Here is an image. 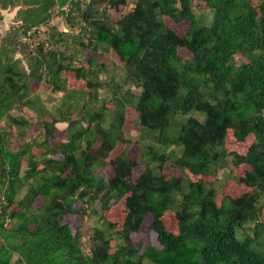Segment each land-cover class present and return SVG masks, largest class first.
<instances>
[{
	"label": "trees",
	"instance_id": "1",
	"mask_svg": "<svg viewBox=\"0 0 264 264\" xmlns=\"http://www.w3.org/2000/svg\"><path fill=\"white\" fill-rule=\"evenodd\" d=\"M79 1L25 0L29 7L18 13L23 35L49 22L54 6L60 11L71 6L80 11L83 28L92 37L74 41L90 53L86 68H76L58 48L45 49L41 42L34 50L26 44L21 50L20 31L5 34L0 42V119L28 126L26 118L9 112L26 107L39 114L27 97L30 80L62 92L66 71L85 81L88 92L83 95L91 102V91L100 87L93 79L100 47L117 55L126 82L139 92L119 94L121 88L115 85L117 109L110 119L101 107L71 120L78 110L74 101L59 118L42 122L43 141L30 140L14 152L0 133V186L5 187L0 198V264H11L14 254L21 264H264V243L259 250L258 242L264 238V224L258 222L264 198V0L256 5L251 0H202L212 14L208 24L195 15L191 0H135L114 27L108 25L104 9L117 10L127 0H89L83 9ZM164 18L184 23V32L177 33ZM180 48L190 58L181 57ZM236 55L245 61L236 64ZM126 105L138 114L150 143L140 146L135 158L124 151L110 158L118 142L130 144L122 133ZM62 122L67 138L55 140V125ZM229 131L238 143L253 139L244 155L233 158L234 166H248L238 181L251 191L237 198L225 196L218 205L214 188L184 173L208 175L221 165L229 155ZM33 148L40 150L38 155ZM167 163L181 176L165 174ZM105 165L113 172L109 178L95 171ZM140 165L142 172L130 180ZM37 198L42 202L35 208ZM122 200L125 218L117 232L121 243L111 252L115 225L103 213L111 202ZM95 202L100 203L101 222L89 237L86 255L79 233L64 219L85 213L76 203L89 207ZM167 212L174 215L176 233L163 224ZM148 215L159 247L141 252L130 234L141 230ZM250 224L252 238L244 228Z\"/></svg>",
	"mask_w": 264,
	"mask_h": 264
},
{
	"label": "rangeland",
	"instance_id": "2",
	"mask_svg": "<svg viewBox=\"0 0 264 264\" xmlns=\"http://www.w3.org/2000/svg\"><path fill=\"white\" fill-rule=\"evenodd\" d=\"M135 0H127L125 6L118 8L117 10H112L105 8L108 15L107 23L110 26H115L117 21L132 9ZM253 4H257V0H251ZM89 0H80V8L83 9ZM193 11L195 15L201 19L204 24H208L211 20V11L207 8L202 0H191ZM6 5V9L2 6ZM15 5V7H13ZM25 4V0H0V42L5 34L11 32L13 29H18L20 31L18 37L19 49H23L24 45L28 46V50H34L37 43L44 42V48H58L63 52L68 60L72 62L74 67L86 68L85 58L89 55L90 51L88 49H82L77 40L80 36L83 39H92L91 32L87 27L83 28L80 11L71 6H66L62 11H60L56 6L51 9V19L44 25L32 28L25 35L22 33L24 27V22L18 17L20 11H24L28 8ZM102 7L99 9L100 13ZM63 12V13H61ZM22 14V13H20ZM67 16L71 17V22L67 21ZM164 20L173 28L177 33L182 34L184 32V23H173L170 19L164 18ZM86 26V25H85ZM86 29V33H82V30ZM22 32V33H21ZM85 44V43H84ZM95 59L94 69L97 71L96 78L94 81L100 84V87L96 91H91L90 94L93 97L92 101L86 98L85 93L88 92L85 81L78 79L75 74L71 71H66L62 73L63 77V91L62 92H52L49 86L42 82H36L30 80V90L27 94L28 100L31 104L37 106L40 112L37 116L32 113L28 108L14 107L9 114L14 118L24 117L28 120V126L18 127L11 124L8 118L0 119V133L2 134L3 144L11 152L18 150L22 144L29 142L30 140H36L37 142L43 141V129L42 122L49 123L54 118H59L60 115L65 114L68 108V104H72L74 101H78V110L70 115L71 120H75L78 114L85 112L86 110L92 109L97 110L103 108L107 112L109 119L113 116L116 111L117 106L113 101V94L115 93V85L119 86L121 89L118 91L119 94H124L126 91H132L134 94H138V90L135 89L131 84L126 82L125 79V68L121 63L117 55L108 50L103 51L101 47ZM178 54L183 58H190V54L185 49H178ZM16 58H20L19 54L15 55ZM234 61L236 64L244 62V58L240 55L234 56ZM67 96V97H65ZM66 98V100H65ZM65 100L66 105H62ZM85 104V105H84ZM193 116L201 118L200 114L195 112L192 113ZM124 123L122 127L123 137L130 141V144L126 146L125 144L118 142L114 151L110 155V158L115 157L124 151L129 157L135 158L139 154L140 146L150 143V137L146 135L138 124V114L133 109L131 105H126L123 109ZM82 126L84 124L82 123ZM57 131L54 134L55 140H66L68 130L66 123H57L55 125ZM252 137H248L244 143H238L234 139L232 133L229 131L226 139V151L228 156L221 165L213 169V172L208 175L202 176H192L185 171V176L191 181H202L207 187H212L215 190L216 197L215 201L219 205L223 197L229 196L232 198H237L246 195L251 190L245 186L242 182L238 181V178H244L245 172L248 171L247 165H233L234 155H244L247 151L249 145L252 143ZM49 144H52L51 140H48ZM33 153L38 155L40 150L33 148ZM24 164V162L22 163ZM143 166H137L133 169L130 180H135L139 174L142 172ZM95 171L103 176L104 178H109L112 176L113 172L109 165H105L101 168H96ZM164 173L170 176H181L182 172L172 168L168 163L164 166ZM5 187L0 186V198L3 196ZM26 191L23 188L18 197H21ZM0 202L3 200L0 199ZM42 202L41 198H37L33 203L35 208L39 207ZM11 208V207H10ZM76 209H84L85 213L81 215H71L64 219L72 232H78L80 236L81 248L84 254L88 255L89 250V237L92 234L94 228L100 225L99 213H100V203L95 202L92 206H86L81 203L75 204ZM264 198L260 202V214L258 216V222L264 224ZM104 217L111 223L115 225V229L111 232L112 237V249L111 252L121 243V240L117 234L121 230L124 218L125 209L124 201H120L115 204L111 202L109 204L108 211L103 213ZM165 228L171 232L176 233V221L174 215L171 212H167L162 218ZM151 216L148 215L141 227L139 232H134L130 234V241L133 244H138L141 247V252L147 246L159 247L156 241L155 233L150 229ZM10 223H6V227H9ZM244 228L245 232L252 238L253 237V224L246 225ZM262 250L264 238L258 240ZM11 264H21L18 262L17 255H13L10 261ZM149 264V263H145Z\"/></svg>",
	"mask_w": 264,
	"mask_h": 264
}]
</instances>
